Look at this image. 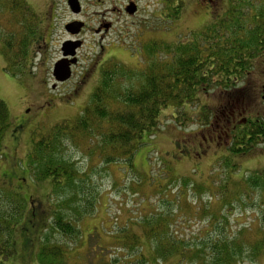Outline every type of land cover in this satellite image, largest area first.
<instances>
[{"label": "trees", "instance_id": "1", "mask_svg": "<svg viewBox=\"0 0 264 264\" xmlns=\"http://www.w3.org/2000/svg\"><path fill=\"white\" fill-rule=\"evenodd\" d=\"M164 3L175 19L184 1L165 0ZM249 5L251 8L242 11L232 5L225 16L184 40L170 43L147 39L140 47L136 65L116 57L101 62L98 85L81 114L56 123L33 142L25 166L30 174L38 180L51 179L52 192L63 186L73 188L80 171L66 154L69 147L78 150L90 163L96 159L110 166L122 161L133 167L143 135L147 132L153 135L154 130H160L161 112L169 106L180 125L181 121L198 120L200 128L214 132L206 137L213 143L218 140L217 134L226 139L230 132L226 125L234 116L239 113L242 119L246 117L247 124L236 128L234 140L228 145L223 143L228 151L223 161L240 168L235 159L264 144V115L255 109L264 100V80L253 96L246 93L256 71V60L263 61L264 65V0H249ZM234 17L239 21H232ZM42 33V18L28 0H0V53L10 74L22 76L32 71L34 47L43 39ZM143 33L140 29L136 36L141 38ZM215 92L222 95L217 108L203 103V96ZM10 126L9 107L0 98V146ZM176 148L182 151L181 144L177 143ZM243 173L239 171L235 179H225L220 186L211 179L212 183H206L205 187L195 184L193 188L201 193L209 192L211 199L220 196L222 206L232 207L236 203L245 209L248 199H254L255 195L251 197L254 191L264 189V170L254 171L246 178ZM182 183L194 181L186 176ZM170 190L174 199L168 201L184 207V202H180L184 192ZM78 196V192L73 193L61 201L62 205L74 209L70 202ZM26 201L27 198L14 191L0 189V264H9L8 259L17 254L16 228L20 222H24L21 249L32 255L28 258L25 254L27 260H33L34 255L41 264H71V251L81 248L84 239L83 227L79 224L90 210L75 206L79 217L73 219L60 212L59 206L52 208L53 222L44 229H48L46 233L41 229L39 234L46 220L45 212L33 203L27 212ZM262 209L255 231L242 226L236 232L212 236L207 230L190 241L176 233L172 210L153 213L143 222L142 233L147 243H143L137 233L123 229L122 247L134 253L123 259L122 264H244L246 260H260L264 255V207ZM204 214L210 215V208L206 207ZM210 217L214 221L224 218L227 222L222 210ZM210 220L214 229L219 227V222ZM56 232L77 244L53 241L52 235ZM37 237L40 241L36 248ZM107 264H114L113 260Z\"/></svg>", "mask_w": 264, "mask_h": 264}, {"label": "rangeland", "instance_id": "2", "mask_svg": "<svg viewBox=\"0 0 264 264\" xmlns=\"http://www.w3.org/2000/svg\"><path fill=\"white\" fill-rule=\"evenodd\" d=\"M79 1L82 11L75 14L68 0H28L42 18L43 31V39L34 47L35 65L30 73L22 76L10 74L0 53V98L7 103L11 115L10 129L0 146V189L14 191L25 200L27 198V212L33 204L44 210L46 220L39 234L41 229L44 233L48 231L44 229L53 222L50 213L58 206L60 212L73 219L79 217L75 206L90 210L88 215L82 216L83 222L79 224L83 227L84 239L81 248L76 247L71 251V264H107L111 260L114 264H122L123 259L134 253L128 247H122L125 239L122 238L123 229L128 228L137 233L141 241L147 243L142 233L143 222L153 213L169 210L173 212L176 233L189 241L201 232L204 235L207 230L211 235L216 233L220 236L236 232L242 226L255 231L264 207V189L254 191L251 196L255 195L254 199L249 198L244 209L236 203L232 207L222 206L220 196L211 199L209 192L201 193L193 185L202 184L200 187H205L213 179L220 186L225 179H235L239 171L244 172L246 178L254 171L264 170V144L258 145L242 158H236L237 163L234 162L240 164V168L228 164L223 161L228 154L223 144L228 145L227 139L217 135L216 143L209 141L206 139L207 134L214 132L200 128L198 120L181 121L180 125L173 116L171 106L161 112L160 130H154L153 135L149 132L143 135L142 144L134 155L133 167L122 161L110 166L100 164L96 159L90 163L78 150L69 147L65 152L72 157L80 171L73 188L63 186L59 191L52 192L51 179L38 180L30 174L26 161L33 142L56 123L81 114L98 85L101 62L116 57L122 62L136 65L140 47L147 43V39L175 43L178 39L192 37L195 31L203 30L225 16L234 4L241 11L251 8L249 0H183L182 11L174 19L170 16L165 0H133L138 5L134 15L126 10L129 0ZM74 20L87 24L81 32L85 45L71 79L57 83L53 68L62 55L60 49L69 35L65 26ZM232 21L239 20L234 17ZM101 24H110L107 32L105 28L101 33L96 32ZM140 29L144 33L138 38L136 34ZM255 65L256 71L247 86V96H253L264 80L263 61L256 60ZM220 96L216 92L203 96V103L211 104L214 108L222 100ZM255 109L264 115V100ZM177 143L181 144L182 151L176 148ZM186 176H191L194 183L183 184L182 179ZM171 188L184 192L183 201H180L184 202V207L180 208L168 201L174 199ZM165 189L167 191L163 192ZM190 189L194 190L188 194ZM75 192L79 196L70 202V207L74 208L71 210L63 206L61 201ZM185 197L188 200L186 202ZM206 207L210 208V215L222 210L227 222L224 218L210 220V215L204 214ZM209 220L219 222V227L214 229ZM23 226L24 222H20L16 228L17 254L9 258L8 263L41 264L38 259H34V255L33 260H27L26 255L28 258L32 255L21 249L20 233ZM52 237L53 241L60 243L77 244L57 232ZM39 238L36 248L39 247ZM145 247L144 253L147 254ZM244 264H264V255L260 260H246Z\"/></svg>", "mask_w": 264, "mask_h": 264}, {"label": "water", "instance_id": "3", "mask_svg": "<svg viewBox=\"0 0 264 264\" xmlns=\"http://www.w3.org/2000/svg\"><path fill=\"white\" fill-rule=\"evenodd\" d=\"M68 4L75 14L82 11V5L79 0H68ZM129 14L134 15L138 11V5L131 1L126 7ZM85 26V22L75 20L66 24L65 28L71 35H78ZM106 29L109 25H104ZM99 31V30H98ZM81 40H67L62 45L63 58L57 61L53 68V76L57 83L66 82L73 75L72 65L78 62L77 50L81 47Z\"/></svg>", "mask_w": 264, "mask_h": 264}, {"label": "flooded vegetation", "instance_id": "4", "mask_svg": "<svg viewBox=\"0 0 264 264\" xmlns=\"http://www.w3.org/2000/svg\"><path fill=\"white\" fill-rule=\"evenodd\" d=\"M131 1H133V0H129V2H131ZM105 24H101V26L99 27V33H101L102 32V30H103V28H105V26H104ZM109 25V27H110V24H108ZM86 27H87V24L85 23V26H84V30L86 29ZM109 29V28H108ZM108 29H106L105 28V32H107L108 31ZM98 32V31H97ZM82 36V33H80V34H78V35H68V37H67V39L65 40V41H67V40H81L82 41V45H81V47L78 49V62L75 64V65H73L72 66V71L73 72H75V70H76V67L79 65V58H80V52H81V49H83V47H84V45H85V40L81 37ZM61 51V57H60V59H62L63 58V50H62V47H61V49H60ZM59 59V60H60ZM64 83V82H63ZM247 110L246 109H244V112H246ZM260 113V111H258V114ZM241 116H242V114H240L239 115V113L237 114V116H234V118L232 119V121L231 122H229L228 123V125H226V126H228V130L230 131L229 133H227V137H226V139H227V141L228 142H230V141H233L234 140V134H235V132H236V128L237 127H239V126H244L245 124H247V118L245 117V118H241ZM217 135H219V134H217ZM221 138H222V136H220Z\"/></svg>", "mask_w": 264, "mask_h": 264}]
</instances>
